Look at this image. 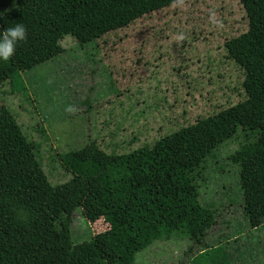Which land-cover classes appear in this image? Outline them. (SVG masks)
I'll return each instance as SVG.
<instances>
[{"label": "rangeland", "instance_id": "1", "mask_svg": "<svg viewBox=\"0 0 264 264\" xmlns=\"http://www.w3.org/2000/svg\"><path fill=\"white\" fill-rule=\"evenodd\" d=\"M16 1L0 0V13ZM247 28L240 0H179L84 47L66 36L55 60L19 73L22 85L0 84V211L71 178L62 153L90 141L129 153L244 99V70L224 43ZM236 148L225 143L206 163L201 201L219 217L204 240L174 233L136 264H264V225L249 226L229 160ZM107 228L74 212L77 242Z\"/></svg>", "mask_w": 264, "mask_h": 264}, {"label": "trees", "instance_id": "2", "mask_svg": "<svg viewBox=\"0 0 264 264\" xmlns=\"http://www.w3.org/2000/svg\"><path fill=\"white\" fill-rule=\"evenodd\" d=\"M178 1L13 2L0 13V31L20 23L26 37L0 61V84L22 85L19 73L55 60L66 36L84 47ZM240 2L248 28L224 44L244 70V99L129 153H108L95 141L62 153L71 178L0 211V264H136L139 251L174 233L201 243L219 217L201 201L205 166L230 141L237 143L229 160L238 169L243 214L251 228L264 225V0ZM78 209L108 228L75 241Z\"/></svg>", "mask_w": 264, "mask_h": 264}, {"label": "clouds", "instance_id": "3", "mask_svg": "<svg viewBox=\"0 0 264 264\" xmlns=\"http://www.w3.org/2000/svg\"><path fill=\"white\" fill-rule=\"evenodd\" d=\"M25 37V26L20 23L0 31V61H7L13 55L17 43Z\"/></svg>", "mask_w": 264, "mask_h": 264}]
</instances>
